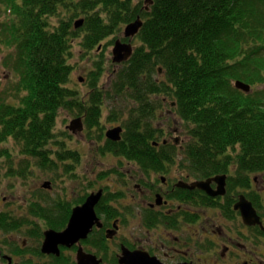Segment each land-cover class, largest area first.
Masks as SVG:
<instances>
[{"label": "trees", "instance_id": "1", "mask_svg": "<svg viewBox=\"0 0 264 264\" xmlns=\"http://www.w3.org/2000/svg\"><path fill=\"white\" fill-rule=\"evenodd\" d=\"M3 9L0 53L3 45L9 50L2 63L17 79L9 88L13 102L0 97V143L12 140L18 146L17 154L24 157L20 165H39L57 181L60 165L52 155L77 159L76 151L52 150L59 111L82 115L91 139L99 132L106 95L123 98L127 116L121 140L107 139L101 152L160 168L165 157L153 150L169 147L152 145L160 130L152 122L168 109L178 127L193 136L186 146L193 151L187 157L192 164L219 171L226 167L224 152L241 147L242 170L264 169V87L256 88L264 81V0H0ZM55 16L58 22L51 25ZM80 16L84 22L74 28ZM137 16L143 20L139 45L113 88L99 86L104 63L97 64L86 76L89 96L84 99L70 86L73 41L82 38L81 45L90 49ZM233 79L251 90L237 89ZM1 156L13 165L15 154L3 148ZM14 174L24 178L28 171L9 168L6 173ZM53 203L46 219L55 228L65 225L70 212L63 201Z\"/></svg>", "mask_w": 264, "mask_h": 264}, {"label": "flooded vegetation", "instance_id": "2", "mask_svg": "<svg viewBox=\"0 0 264 264\" xmlns=\"http://www.w3.org/2000/svg\"><path fill=\"white\" fill-rule=\"evenodd\" d=\"M77 89L84 99L89 96L88 85L87 90ZM166 110L167 115L173 117ZM75 118L81 119L83 130V116L77 115ZM172 121L175 125L163 134L162 127L156 126L160 130L152 139L155 147L162 144L169 147L153 150L165 157L160 168L139 165L134 160L116 155L119 163H123L121 168L116 166L117 170L129 169L130 179L136 180L125 191L133 199L143 197L138 203L141 205L137 207L139 212L128 211L135 221L132 229L128 228L127 218L119 222L120 218L115 214H105L104 218L100 217V223L93 225L89 234L75 244L74 250L82 247L84 251L94 253L102 259L101 264H264V169L242 170L237 148H230L221 159L226 166L224 169L216 171L208 166L207 170H203L187 158L193 152L186 148L191 146L193 136L187 134L186 130L183 134V128ZM117 125L122 127L123 133L124 126ZM73 131L78 132L77 129ZM107 139L105 130L101 147ZM101 153L114 154L104 148ZM4 169L6 174L8 168ZM106 172L109 173L108 170ZM27 176L30 177V174ZM218 176H225V186L222 192L215 193L220 190L221 177L215 179ZM13 178L24 179L18 175ZM157 182L158 186L155 187ZM197 182L206 183L204 187L193 186ZM112 183L108 188H115L112 191L99 187L92 192L103 191L100 201L112 193L123 192L122 188L117 190L122 184L120 181ZM39 186L22 204L25 208L28 205L33 218L23 217L22 214L18 215L22 217H18L3 211L2 198L6 200V197L0 195V264H39L41 261L46 264V253L41 249L46 229L43 233L38 229L46 227L45 207L42 206L43 197H40L46 186L43 183ZM87 186H92V182ZM48 187L52 188L50 183ZM160 195L161 198L156 201ZM240 202L251 207L247 212L248 220L244 218L241 208L236 207ZM120 204L125 208L124 203ZM73 208L67 209L70 214ZM95 209L97 211V207ZM23 225L26 229H22ZM164 227H167L165 233L161 232ZM134 228L140 231L139 236L131 233ZM150 228H153V233H149ZM20 230L24 233L14 236ZM122 232L130 234L120 236ZM30 240H34V243L31 244Z\"/></svg>", "mask_w": 264, "mask_h": 264}, {"label": "rangeland", "instance_id": "3", "mask_svg": "<svg viewBox=\"0 0 264 264\" xmlns=\"http://www.w3.org/2000/svg\"><path fill=\"white\" fill-rule=\"evenodd\" d=\"M147 7V6H146ZM7 14L5 13L4 9L0 11V21L6 19ZM83 18L80 16L76 20ZM75 20V21H76ZM74 21V23H75ZM58 17H52L49 20V23L51 25L57 24ZM73 23V26H74ZM125 27V26H124ZM124 27L121 29L120 32L115 33L114 35H111L103 40L99 44H95L94 47H91L90 49H85L81 45V39L78 38L73 41L72 45V52L73 57L71 58V63L73 65V71L71 75V82L70 86L79 88L80 90L84 91L87 90L86 86V76L88 72L91 70L94 71V69H97V64L102 65L104 69L102 70V73L100 75L99 79V86L103 87V91H108L113 88L114 83L113 80L115 79L116 74L124 67L125 62L120 63H114L112 61V48L114 45V42L117 38H122L123 42H127L130 40L133 51L136 49V47L139 45V40L137 34L131 38H123V31ZM75 28V27H74ZM1 46V44H0ZM9 54V50L5 48L3 45V51L0 53V67H2V62L4 58ZM105 61V62H104ZM102 62V63H101ZM115 74V75H114ZM0 78H3L1 82H6L5 84L0 85V92L4 93V88L6 87V84L8 81H15V74H9V72L4 71L3 68H0ZM236 80H232L233 86ZM264 83V81H262ZM263 83H258L256 85V88H262L264 87ZM104 103L102 107V117L101 122L99 126V132H94L92 134L91 139L87 136V129L86 127L83 128L82 132L80 131H71L67 128V125L69 124L70 120L77 117L75 114L69 113L65 109H61L59 111V116L57 118L56 126H55V139L54 142L56 144H52V150L53 152L60 150H72L76 151L77 159L74 157H66L61 158L59 156V159L55 155H52V157L56 158L55 162L58 167L59 176L57 177V181L53 183V180H51L50 172L45 173L41 169L39 165L34 164L33 166H30L29 168H25L23 165H20V163L23 161L24 157H20L19 154H17L18 146L12 141L7 140L5 142L0 143V149L5 148L9 152L15 154V158L12 157V164L10 165L6 163L7 159L4 156L0 157V166L3 168H0V192L1 197H6V200L2 201L4 202L1 205V208L3 211L11 212V214H14L15 216H18L19 214L23 215V217H32L28 211V205L27 208L22 206L24 200L28 198L30 194H33V191L35 189L40 188L39 184L46 181L48 184L46 186V189H44L41 192L40 197L42 198V206L45 207V213L46 209L50 206H52L51 202L53 200H61L65 203L64 207L62 205V208L67 210L69 208H72L73 206L79 205L81 201H85L86 198L92 193L93 190H97L99 187H103L104 190L106 188V191H112L115 188L111 187V190L108 189L110 186H112V182H119L122 183L119 185V189H123L122 194L119 195H113L112 197H108L104 201H100L96 207V216L100 220L101 218H104L105 214L113 213L116 215V217L120 218L119 222L122 221V218H127V224L128 228L132 229V225L135 224V221L133 220V217L130 215V212H139L140 210L137 208L141 205H138L139 201L143 200V197L136 199H133V196L127 191H125V188L127 186H133V182L130 179V172L129 169H125L120 171L121 169L117 170L116 166L123 165V163H119V157L112 154V153H105L102 154L100 152L101 145L104 143V131L118 126L117 124H122V121L126 118L127 112V102L117 96L113 97H107L104 95ZM11 102L12 100L9 99ZM167 110L162 109V111L159 114V117L156 116L153 119L152 125L154 126H160L162 127V134L165 130H167L170 126H174L172 121V117L167 115ZM111 114V119H107L108 115ZM177 119V118H176ZM176 124L179 125V123ZM102 129V130H101ZM100 130L103 133V136L100 134ZM183 134H185V129L183 128ZM158 136V133H157ZM163 138V135L160 137V139ZM242 148L238 147L237 152L239 155H241ZM71 152V151H70ZM80 153V155L78 154ZM59 154V153H58ZM79 156V158H78ZM187 162V160H184ZM7 165H10L8 167ZM63 165H65L66 168L70 171H64ZM4 168H12L14 170H21V169H27L32 171L30 174V177H26L25 179L21 178H13L17 176L14 175H6L4 172ZM113 169L114 174L111 173L109 170ZM108 170L109 173H103ZM127 170V171H126ZM43 171V173H42ZM28 174V175H29ZM61 174V175H60ZM100 174V175H99ZM99 176V178H98ZM221 177V176H220ZM223 177V176H222ZM95 181V182H94ZM132 181V182H131ZM89 182H92V186H87ZM52 186L50 189L49 186ZM119 183V184H120ZM158 186V182L155 183V187ZM114 190V191H117ZM37 193V192H35ZM50 195V196H49ZM84 196V197H83ZM25 197V198H24ZM83 197V198H82ZM156 198V197H154ZM157 198H161V195ZM30 199V198H29ZM103 199V198H102ZM83 201V202H84ZM120 203L125 204V208ZM82 204V203H81ZM57 209V208H55ZM138 209V210H137ZM108 210H110L108 212ZM128 216H126V214ZM47 215V214H46ZM51 216L56 217V213H53ZM22 217V216H18ZM33 218V217H32ZM189 226H192L190 223H185ZM58 225L55 227L57 230L63 229L65 225ZM61 227V228H60ZM48 228H51V226L48 224V220L46 219V227L42 229L41 227H38L40 229V232L43 233V230H47ZM22 229H26L25 225L22 226ZM28 230V229H27ZM149 233H153V228L148 229ZM167 231V227H164L161 229V232L165 233ZM23 231L15 232L14 236H18L19 234H23ZM129 235L130 233L122 232L119 235L122 234ZM135 236H139L140 231L137 228H134V230L131 232ZM31 244L34 243V240H30ZM76 251L74 249H65L60 261L58 264H62L63 261H67L71 263L74 261ZM41 259H38L40 261ZM107 261V257L105 259ZM111 261V260H110ZM56 262L55 257L52 255H46V264H54ZM45 262H40L39 264H42ZM37 264V263H36Z\"/></svg>", "mask_w": 264, "mask_h": 264}, {"label": "water", "instance_id": "4", "mask_svg": "<svg viewBox=\"0 0 264 264\" xmlns=\"http://www.w3.org/2000/svg\"><path fill=\"white\" fill-rule=\"evenodd\" d=\"M149 1V0H147ZM148 8L146 7V10ZM84 22L83 18H80L75 21L74 27L78 28L82 26ZM143 25V20L140 16H137L133 21L127 23L124 27L123 37L131 38L135 36L140 28ZM121 38H117L114 42L112 48V61L114 63H120L128 60L133 53V46L129 41L123 42L120 40ZM159 72H161V68H159ZM235 87L242 89L246 92L250 91V85L245 83L244 81L237 80L234 83ZM69 129H77L78 131L82 130V122L80 118H74L70 121L67 126ZM122 128L121 126H115L107 129L106 137L111 140L120 139V132ZM220 178V176L215 177V179ZM225 176L220 178L219 185L220 190L215 193H220L223 191L225 186ZM206 182H197L193 186L197 185L199 187H204ZM47 186V183H44V186ZM191 186V187H193ZM101 196V190L90 194L85 202L82 205L76 206L73 208L67 225L62 230L55 229H47L44 232V240L42 243V252L46 254H60V246L70 248L75 244H78L81 239H84L88 233L91 231V228L94 224L99 223L98 218L95 213V204L99 201ZM160 198H157L158 201ZM236 207L241 208L242 214L246 220L249 219L247 212L251 210V207L245 202H240L236 205ZM99 225V224H98ZM122 259V258H121ZM123 261V259H122ZM100 260L94 254L86 253L83 251L82 247H79L76 253V262L73 264H99ZM135 264V263H132ZM160 264V263H154Z\"/></svg>", "mask_w": 264, "mask_h": 264}, {"label": "bare ground", "instance_id": "5", "mask_svg": "<svg viewBox=\"0 0 264 264\" xmlns=\"http://www.w3.org/2000/svg\"><path fill=\"white\" fill-rule=\"evenodd\" d=\"M75 246V245H74ZM74 246H72V247H70V248H67V247H62V246H60V254L57 256V255H54V254H46V255H52L53 257H55V259L56 258H60L61 256H62V254H63V252H64V250L65 249H74ZM78 250V249H77ZM125 249H123L122 250V255H121V258H122V256H123V254H124V251ZM84 251V250H83ZM84 252H86V251H84ZM76 253H77V251H76ZM86 253H89V252H86ZM91 254H94V253H91ZM95 255V254H94ZM96 256V255H95ZM97 257V259H99L100 260V262H99V264H101L102 263V259L101 258H99L98 256H96ZM76 262V255H75V258H74V261H72L71 263H67V264H73V263H75Z\"/></svg>", "mask_w": 264, "mask_h": 264}]
</instances>
